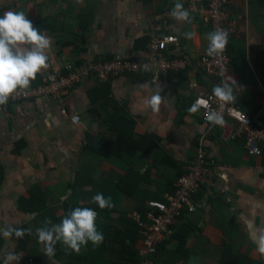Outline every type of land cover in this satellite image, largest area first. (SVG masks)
<instances>
[{
	"label": "crops",
	"instance_id": "1",
	"mask_svg": "<svg viewBox=\"0 0 264 264\" xmlns=\"http://www.w3.org/2000/svg\"><path fill=\"white\" fill-rule=\"evenodd\" d=\"M174 2L0 0V15L24 11L52 41L49 67L32 85L42 84L55 68L65 71L67 65L116 56L144 58L156 15L163 12L166 21H161L158 34L177 37L169 47L171 55L195 62L206 53L207 35L216 25L204 23L190 9V0L180 2L191 23L175 20L169 15ZM230 16L236 29L228 31L232 67L226 79L231 76L238 85H233V103L264 126V0H231ZM185 32L194 35L187 39ZM146 82L148 90L140 87ZM220 83L217 76L190 64L167 73L120 75L100 85L93 77L63 99L41 96L0 105V229H32V235L22 239L0 234V264L5 250L23 253L15 264H139L142 243L134 214L142 210L144 200H163L174 192L202 138L209 177L193 198L195 212L184 214L154 260L264 264L258 252L264 236V153H248L232 118L205 136L208 124L202 110L187 111L200 93L212 92ZM160 85L165 103L153 112L144 102ZM117 106L132 119L112 126L107 118ZM88 137L98 144V153L86 148ZM97 193L111 197L113 207L100 209L93 203ZM75 207L97 211L103 242H89L79 253L58 242L49 259L35 230L49 220L59 223ZM183 241L185 253L180 248Z\"/></svg>",
	"mask_w": 264,
	"mask_h": 264
},
{
	"label": "built area",
	"instance_id": "2",
	"mask_svg": "<svg viewBox=\"0 0 264 264\" xmlns=\"http://www.w3.org/2000/svg\"><path fill=\"white\" fill-rule=\"evenodd\" d=\"M230 3L231 0H190L189 7L199 15L204 23H213L216 28L228 32L236 29V22L231 20L230 16ZM166 16V12L156 15L158 22L150 33L149 50L144 58L132 59L116 56L106 60L90 61L81 66L67 65L65 71L55 68L44 76L42 84L16 91L4 105L41 96L63 99L72 88L90 78L95 77L99 81H107L120 75L146 72L145 65L152 72L167 73L169 70L187 68L188 65L194 64L196 70L215 75L220 82L224 81L232 67V57L227 48L215 57H210L205 53L195 62L188 58L171 55L169 47L175 43L177 37L172 33L158 34L162 28L161 21H166ZM197 101L201 103L200 109L208 124L205 136L213 132L216 127L205 119V113L212 110L219 111L224 119L232 118L235 121V134L244 136L249 154L264 153V126L256 122L243 107L235 103L224 105L213 96L212 92L200 93L194 103ZM207 154L204 138H202L198 145L197 156L189 166L188 172L176 181L174 192L167 194L163 200H144L142 210L134 214L136 229L142 243L139 250V264H157L154 257L160 246L175 232L173 227L180 223L186 212H195L193 198L209 177Z\"/></svg>",
	"mask_w": 264,
	"mask_h": 264
},
{
	"label": "clouds",
	"instance_id": "3",
	"mask_svg": "<svg viewBox=\"0 0 264 264\" xmlns=\"http://www.w3.org/2000/svg\"><path fill=\"white\" fill-rule=\"evenodd\" d=\"M169 15L177 21L191 23L189 11L184 9L180 0H175ZM185 38L191 39L192 32H185ZM208 47L206 54L215 57L223 53L228 44V32L216 28L207 35ZM52 47L51 39L42 33L27 17L24 11H5L0 15V105L7 103L10 96L18 90H26L30 87L38 74L49 67L48 51ZM145 71H150L147 65ZM237 85L232 77H228L220 84L214 86L213 96L222 104H233ZM238 86V85H237ZM148 90L149 84L140 85ZM162 86L153 90V94L145 100V107L153 112H159L165 97L161 95ZM201 107L200 101L193 103L187 111L195 114ZM205 119L213 125L223 126L225 120L219 111H208ZM92 202L100 209L113 207L111 197L105 198L102 193L92 197ZM97 211L88 207H75L67 212L59 223L46 221L45 226L38 227L35 235L38 241L44 245V255L49 259L56 254V245L61 242L73 252L79 253L82 246L89 242L98 246L103 242V234L97 229ZM0 234L5 238L15 235L22 239L25 235H32L31 228H19L9 226L0 229ZM258 252L264 255V236L258 243ZM23 253L5 250L3 264H15L22 258Z\"/></svg>",
	"mask_w": 264,
	"mask_h": 264
},
{
	"label": "trees",
	"instance_id": "4",
	"mask_svg": "<svg viewBox=\"0 0 264 264\" xmlns=\"http://www.w3.org/2000/svg\"><path fill=\"white\" fill-rule=\"evenodd\" d=\"M98 60H106V59H98ZM84 64H86V63H78L77 65H84ZM44 79V78H43ZM94 80H95V85H100V84H104V83H107L109 80H107V81H99L98 79H96L95 77H94ZM37 85H40L39 83H34V84H32L31 86H37ZM93 92V91H92ZM95 98H93L92 97V100H93V103H95V100H94ZM115 110H117L116 111V113L114 114L113 113V115H111L110 114V117H108L107 118V121L108 122H110L111 123V125L112 126H120V124L121 125H123V124H125L127 121H130L132 118L129 116V114H127V110H124V109H122V108H119V106H117L116 107V109ZM87 149H89V150H92V151H94V152H97L98 153V144L97 143H94V142H92L91 141V139H90V137H88V145H87V147H86ZM34 198L36 199V200H38V198L37 197H35L34 196ZM25 201H29L28 199H25L24 200V202ZM39 204H41V203H39ZM138 232V231H137ZM186 243H187V241H183L182 242V245H181V250H182V252L183 253H185V246H186Z\"/></svg>",
	"mask_w": 264,
	"mask_h": 264
}]
</instances>
